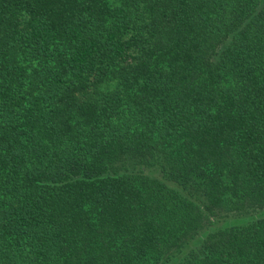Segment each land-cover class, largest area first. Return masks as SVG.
Instances as JSON below:
<instances>
[{
  "label": "trees",
  "instance_id": "1",
  "mask_svg": "<svg viewBox=\"0 0 264 264\" xmlns=\"http://www.w3.org/2000/svg\"><path fill=\"white\" fill-rule=\"evenodd\" d=\"M195 242L264 264V0H0V264Z\"/></svg>",
  "mask_w": 264,
  "mask_h": 264
},
{
  "label": "rangeland",
  "instance_id": "2",
  "mask_svg": "<svg viewBox=\"0 0 264 264\" xmlns=\"http://www.w3.org/2000/svg\"><path fill=\"white\" fill-rule=\"evenodd\" d=\"M144 168V169H146L147 171H149V172H151L150 170L151 169H153V171H154V173H155V171H157L158 173L160 172V169L161 168H159V166L157 165V166H155V165H152V164H143V163H136V162H134L133 160H129V161H127V164L125 165V166H121V167H119L120 169L122 168V170H124L125 168H127V169H133V168ZM221 214H223V215H225L224 214V212L223 213H221ZM208 215V214H207ZM206 215V216H207ZM188 241L185 243V244H187V243H189V242H191V241H193V240H191V239H187ZM198 248H199V246H198V244L195 242L194 244H193V246L191 247V249H189L190 251L189 252H187V253H184L182 250V252H183V255H181V258L182 259H178L175 255H173V256H171L170 258H169V261L168 262H166V264H177L178 262H180V261H185V260H187V258H189L193 253H191V251H194V253H197L199 250H198ZM181 262V263H182Z\"/></svg>",
  "mask_w": 264,
  "mask_h": 264
}]
</instances>
